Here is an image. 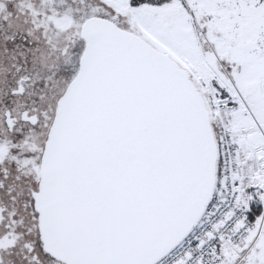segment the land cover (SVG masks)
<instances>
[{
	"label": "snow or ice",
	"instance_id": "1",
	"mask_svg": "<svg viewBox=\"0 0 264 264\" xmlns=\"http://www.w3.org/2000/svg\"><path fill=\"white\" fill-rule=\"evenodd\" d=\"M0 264H264V0H0Z\"/></svg>",
	"mask_w": 264,
	"mask_h": 264
}]
</instances>
